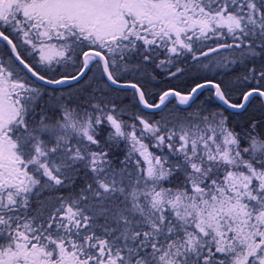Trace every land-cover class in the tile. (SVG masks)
Masks as SVG:
<instances>
[{"label":"snow or ice","instance_id":"obj_1","mask_svg":"<svg viewBox=\"0 0 264 264\" xmlns=\"http://www.w3.org/2000/svg\"><path fill=\"white\" fill-rule=\"evenodd\" d=\"M0 264H264V0H0Z\"/></svg>","mask_w":264,"mask_h":264}]
</instances>
